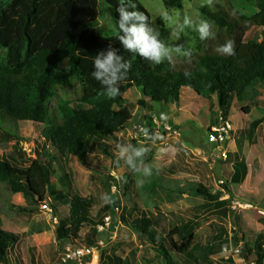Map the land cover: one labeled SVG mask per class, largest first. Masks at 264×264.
Segmentation results:
<instances>
[{"label":"rangeland","instance_id":"rangeland-1","mask_svg":"<svg viewBox=\"0 0 264 264\" xmlns=\"http://www.w3.org/2000/svg\"><path fill=\"white\" fill-rule=\"evenodd\" d=\"M140 2L150 12L153 28L158 32L163 27L168 30L166 44L173 48L181 47V52L171 53L174 61L191 60L189 56L196 50L199 39L194 27L205 21L204 8L229 7L246 18L259 13L258 0H184L182 9L169 11L163 0ZM100 11L98 22L91 28L99 29L104 35L116 34L111 8L101 2ZM185 18L191 21L192 26L178 31L177 25L182 24ZM263 39L264 29L260 27L251 28L245 34L246 41L260 42ZM60 69L69 71V61L63 62ZM79 86L77 82L71 88H59V96L51 100V108H55L60 95H66L73 104L81 106L77 101ZM141 100H145L142 91L133 87L125 93V100L115 106L116 109L132 108L133 125L107 138L105 142L111 156L104 154L95 142L89 144L94 168L83 166L73 155L68 156L64 166L65 159L42 138V125L30 121L12 122L10 126L0 123V158L6 160L15 173L27 175L31 167L38 168L46 163L53 168V185L50 187H41L32 181L40 175L30 171L32 177H28V181L33 189L32 196L13 192L8 183L0 189V224L4 230L20 236L13 251L12 264H18V256L21 264H76L63 262V248L57 236L59 222L62 224L67 220L68 203L75 193L93 198V216L97 219L105 221L107 215L112 216L109 225L106 222L102 226L99 224L101 230L99 225L96 226L101 235L90 264H101L104 251L107 255L116 251L125 264H150L148 261L153 253L150 249L147 251L149 245L120 220L124 207L158 214L161 235L199 214L194 235L201 246L196 252L201 264L254 262V254H249V260L243 256H248L244 246L253 248L258 234L264 229L261 223L264 218V84L255 82L250 86L243 102L244 106L251 107L249 114L242 112L234 103L228 116L233 132L226 149L245 158L249 168L241 184L231 182L232 163L222 158L223 148L209 140V133L218 124L221 114L215 96L203 98L193 89L185 88L179 105L169 103L148 107L141 105ZM161 113L166 114L163 120L160 119ZM151 118H159L161 124L155 136L141 131ZM259 118L263 123L251 135L250 122ZM122 148H127L123 156L120 155ZM136 149H143V154L134 157L130 164L129 157ZM44 151L47 155L43 154ZM65 173H71V182L64 179ZM132 179L134 185L127 187ZM227 182L230 183L231 194L226 191ZM199 184L214 194L222 193V200L229 199L230 195L234 200L226 206L224 213L215 208L206 209L205 199L194 191ZM112 195L117 199L120 210L112 209L104 214L102 209ZM45 200L52 203L58 223H54L41 208ZM220 227L228 230L229 234L219 238ZM92 229L91 225H85L80 237L73 241L84 243Z\"/></svg>","mask_w":264,"mask_h":264},{"label":"trees","instance_id":"trees-1","mask_svg":"<svg viewBox=\"0 0 264 264\" xmlns=\"http://www.w3.org/2000/svg\"><path fill=\"white\" fill-rule=\"evenodd\" d=\"M101 2L111 8L118 33L116 9L119 0H0L1 124L10 126L12 122L30 121L42 125V138L65 159L64 166L68 156L73 155L83 166L94 168L89 144L95 142L104 154L111 156L105 142L107 138L133 125L130 106L115 108L125 100V93L130 88L142 91L145 100L140 103L148 107L169 103L179 105L183 90L191 88L200 97L210 99L215 96L224 119H228L234 103L245 114L251 112V107L244 106L243 102L248 88L255 81L264 83V39L246 41L245 34L251 28L264 29V0H258L259 13L253 18H246L229 7L204 8L203 18L212 25L214 37L206 40L199 37L196 50L189 56L191 60L172 59L160 65L125 51L117 33L104 35L99 29L91 28L101 16ZM134 3L136 10L143 12L152 25L148 9L140 0H134ZM163 3L167 11L184 6V0H163ZM168 34L164 27L159 32L163 41ZM228 42L233 44L234 55L225 56L216 51ZM109 46L131 63V69L119 85V95L114 98H108L103 86L91 76L95 55L106 51ZM66 60L69 61V71L60 69ZM77 82L80 85L77 101L81 106L73 104L66 95H60L55 108H51V100L59 96V88H71ZM262 123V118L250 122L251 135ZM144 127L146 133L156 135L153 118ZM43 154L47 155V152ZM226 161L234 168L231 182L243 183L249 170L245 158L228 152ZM30 171L40 175L37 180L32 178L39 186L53 185V168L49 163L31 167L29 174L21 175L0 158V189L8 183L13 192L32 196L33 189L28 181V177H32ZM64 179L71 182V173H65ZM130 182L127 187L134 185V179ZM194 191L205 199L206 209L215 208L221 213L234 200L232 195L222 200V193L214 194L202 184ZM226 191L231 194L229 182ZM68 204V218L62 224L59 222L57 228L60 247L78 239L85 225H91L93 229L82 244L95 246L101 235L96 226L104 224V219L93 216V198L75 193ZM116 204L118 201L112 195L102 213L112 211ZM120 220L149 245L147 251L150 249L153 253L148 261L150 264H201L196 255L201 246L194 235L199 214L165 235L159 233V215L154 212L124 207ZM261 223L264 225V218ZM218 233L219 238L229 234L223 227ZM19 241L18 234L4 230L0 224V264H12L13 251ZM244 247L248 253L244 258L249 260V254H254L252 263L263 264L264 229L258 234L253 248ZM101 261V264H125L116 251L111 255L104 251ZM18 264H21L19 256Z\"/></svg>","mask_w":264,"mask_h":264},{"label":"clouds","instance_id":"clouds-1","mask_svg":"<svg viewBox=\"0 0 264 264\" xmlns=\"http://www.w3.org/2000/svg\"><path fill=\"white\" fill-rule=\"evenodd\" d=\"M116 12L118 13L117 39L125 51L138 55L154 65L170 61L173 51L177 53L182 51L181 47H170L160 38L159 32L149 23L148 17L136 10L134 0H119ZM190 26H192L191 21L185 18L182 24L177 25V30L183 31ZM194 30L199 33L201 40L213 38L215 35L208 21H201ZM216 51L225 56L234 55L232 42L218 47ZM93 69L91 76L103 86L108 98H114L119 95V85L131 69V63L119 54L118 50L109 46L106 51L95 55ZM185 75L187 76L188 73ZM126 151L127 148H122L120 155L123 156ZM143 151V149H136L128 162L131 164L134 157L142 156ZM145 173L147 174V170Z\"/></svg>","mask_w":264,"mask_h":264},{"label":"built area","instance_id":"built-area-1","mask_svg":"<svg viewBox=\"0 0 264 264\" xmlns=\"http://www.w3.org/2000/svg\"><path fill=\"white\" fill-rule=\"evenodd\" d=\"M165 117L166 114L164 113L160 114V119L163 120ZM154 123L156 124L155 132H159L160 129L158 125H161L159 122V118L154 119ZM166 128H170V127L166 126ZM141 131L144 132L145 134H148L145 132L144 126L141 127ZM232 132H233L232 122L229 119H224V117L220 114L218 124L215 127H213L212 131L209 133L210 142L216 144L218 147L223 148L222 158L224 160H226L228 156V150L226 149V146L229 140L231 139ZM263 204H264V200H263ZM41 208L50 215V219L53 220L54 223L59 222V219L54 214V208L52 203L45 200L41 204ZM114 210L119 211L120 207L115 206ZM111 217H112L111 214L107 215L105 217L104 224L106 222V225H109ZM104 224H101V226ZM101 226L100 225L98 226L100 230L102 229ZM96 248H97L96 246L90 247L88 245L78 244L75 243L74 241H70L67 244H65L63 247L62 260L65 263L74 262L76 264H90L93 255H95Z\"/></svg>","mask_w":264,"mask_h":264},{"label":"crops","instance_id":"crops-1","mask_svg":"<svg viewBox=\"0 0 264 264\" xmlns=\"http://www.w3.org/2000/svg\"><path fill=\"white\" fill-rule=\"evenodd\" d=\"M255 82H260V81H255ZM255 82H254V83H255ZM254 83L252 84L253 86H254ZM260 83H262V82H260ZM262 84H264V83H262ZM252 85H251V87H252ZM249 88H250V87H249ZM249 88H248V90H247V92H246V94H247V95H246V99H247V96H248Z\"/></svg>","mask_w":264,"mask_h":264}]
</instances>
